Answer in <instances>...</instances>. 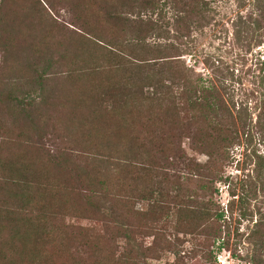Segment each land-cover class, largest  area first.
<instances>
[{
    "label": "rangeland",
    "instance_id": "374dc122",
    "mask_svg": "<svg viewBox=\"0 0 264 264\" xmlns=\"http://www.w3.org/2000/svg\"><path fill=\"white\" fill-rule=\"evenodd\" d=\"M32 1L0 0V158L63 164L62 169L58 165L51 170H61L71 189L81 196L88 190L95 192L96 206L90 208L93 219L56 209L55 224L65 233L67 253L63 257L61 252L58 264L95 262L94 250L82 246L86 232L93 233L117 258L130 255L126 264H264V230L255 226L260 215L254 221L245 220L239 203L241 198L247 200L243 207L249 213L264 216V181L253 186L264 164L261 134L242 132L226 157L206 168L209 157L193 150V138L198 133L199 141L209 134L217 136L214 119L209 122L196 115L185 101L174 100L177 107L170 110L165 102L149 100L152 82L172 86L173 76L164 74L167 67L161 65L165 62L114 71L99 47L83 41L88 22L94 31H104L96 27L101 0H40L42 6H33ZM145 1L112 0V5L120 15ZM208 1L216 9L208 23L183 46L175 43L182 46L179 67L188 71L192 81L222 92L236 114L234 103L237 109L245 103L254 113L257 82L264 74V43L252 42L239 21L252 14L255 0ZM105 30L110 38L127 42L133 38V33ZM156 36L147 35L137 52L149 59L159 57L156 51L165 49L168 42ZM111 77L120 81L123 93L110 91L107 81ZM108 93L124 96L112 101ZM104 127L123 130V137L106 132L104 141ZM125 142L140 155L127 154ZM146 152L156 162L153 173L142 168L149 165ZM131 164L141 166L136 169ZM196 166L200 173H195ZM83 172H101L91 180L95 187L80 179ZM43 176L52 181L47 171ZM103 182L109 183L107 193L101 188ZM145 191L155 197L147 202L134 198ZM160 194L163 203L156 206ZM177 197L183 217L173 204ZM11 205L19 208L23 203L0 194V206ZM207 209L209 216L224 213L218 227L216 223L212 227L211 217L204 219ZM119 214L124 218L119 219ZM123 224L136 241L132 246L120 230ZM254 233L255 241L250 239ZM3 244L9 257V247Z\"/></svg>",
    "mask_w": 264,
    "mask_h": 264
},
{
    "label": "trees",
    "instance_id": "16d2710c",
    "mask_svg": "<svg viewBox=\"0 0 264 264\" xmlns=\"http://www.w3.org/2000/svg\"><path fill=\"white\" fill-rule=\"evenodd\" d=\"M102 4L99 7V17L97 26L104 28L103 30H93L91 24L88 22L83 27L84 33L87 38L84 37L83 41L89 45H96L103 51L106 59L110 61L113 66V70L119 71L121 68H128L129 66L141 67V65L148 66L153 62L158 61L165 62L161 64L165 69L164 74L171 73L173 76L172 86H168L163 81L152 82L150 84L149 100H154L159 103L165 102L172 107H177L174 104V100L185 101L189 110L192 109L196 115L201 114L205 118L214 119L217 136L209 134L205 139L199 141L200 133L196 134L197 138H193L192 148L199 153H205L210 160L209 165L206 167L211 169L215 166V162L223 160L226 157L227 151L237 145L241 139V133L250 134L257 130L261 134L262 141L264 142V74L259 78L257 82V100L253 108L254 113H250V108L247 104L242 103L240 108L237 109L234 103L233 107L238 111L233 112L230 102L225 100L224 95L215 87H208L192 81L189 77L188 71H182L179 64L182 62L181 47L184 45L185 40L190 39L193 32L201 30L204 25L208 23L209 17L216 12L213 4L208 0H146L138 8L127 9L125 14H120L115 10L112 5V0H101ZM33 6L35 3H39L42 6L40 0H33ZM53 8L52 4H50ZM115 6V5H114ZM138 10V11H137ZM127 16V17H125ZM130 16V17H128ZM214 19V18H213ZM240 27H244V32L247 36H250L252 41L255 40L259 45L264 43V0H255L254 10L252 14L244 19L240 17ZM96 25V23L94 24ZM108 27L109 31H117V34L130 35L133 33V38L130 41H121L120 39L110 38L105 28ZM95 28V27H94ZM99 28V29H100ZM106 31V32H105ZM241 33V30H239ZM253 32V33H252ZM243 33V32H242ZM255 33V34H254ZM157 35L159 40L168 42V45L160 47L156 52L160 53L159 57L149 59L145 54L138 53L136 47L146 43L147 35ZM253 34V35H251ZM94 38V39H91ZM252 41V42H253ZM93 42V43H92ZM177 44L182 43V46L178 47ZM159 65V64H158ZM156 65V66H158ZM264 72V61L261 62ZM178 66V67H177ZM121 67V68H119ZM155 67V66H154ZM155 77V76H154ZM153 77V79H155ZM116 77H111L107 81V86L110 91L115 90L118 93H123L122 85ZM176 89L181 92H176ZM107 94L108 99L114 101L116 97H123V94ZM255 95V94H253ZM103 100V98H101ZM107 100H104L106 102ZM186 106V105H185ZM177 110H179L177 108ZM110 112V111H109ZM116 114L117 112H111ZM257 115V120H254V115ZM229 117L231 119H229ZM255 123V124H254ZM110 127H104V141L107 140L108 134L115 135L114 137L121 139L123 137V130L114 132L109 130ZM113 131V132H110ZM100 130H98V133ZM106 132L108 134H106ZM199 135V136H198ZM129 142H125V149L127 154L140 155L134 147H130ZM147 163L149 165L142 167L143 170L153 173L156 168L154 162L151 160V155L146 152ZM144 159V158H143ZM142 159V160H143ZM147 159H150L147 161ZM264 159V158H262ZM264 163V160H263ZM59 165V166H58ZM139 169V165L135 166ZM51 166H58L62 169L63 164H50L40 162L39 164L34 160H28L19 162L15 158H0V194H4L11 201L17 200V198L23 203L19 208H14L12 205L9 208H2L0 206V244L7 245L9 247L10 256L4 252L2 245H0V261L6 264H58L61 252L67 254L64 244L66 242L65 233L60 231L55 224L58 219L56 209H69L71 213H79L84 218L93 219L94 215L90 208L96 206L94 198H96L93 190H88L89 193L85 196H81L80 192H76L75 188L71 189L67 183V177H63L61 170L53 172ZM141 166V165H140ZM143 166V165H142ZM47 171L52 178V181L45 180L43 173ZM200 166L195 167V173H200ZM101 172H83V176H79L84 182L87 180L93 187L92 179L98 178ZM261 174V176H260ZM260 174L258 172L256 179L258 180L253 186H259L264 180V164L260 166ZM200 176V175H198ZM206 177V176H205ZM204 177V178H205ZM85 179V180H84ZM203 178H201L202 180ZM86 183V182H85ZM108 182L100 183L102 190L108 192ZM152 193V192H151ZM148 191L143 192L140 196H134L135 199L143 202L151 200V197H155ZM153 195V196H152ZM160 199L156 198V206H161L164 196L160 194ZM163 196V197H162ZM178 198H174L173 204L176 205L178 215L183 217L184 209L182 204L178 201ZM245 199L241 198L239 201L242 206V217L245 220L256 218V215H260V219L257 220L255 226L264 230V216L261 212H248L243 206L246 205ZM212 203V202H211ZM8 205L7 203H4ZM85 206V208H84ZM84 209V210H83ZM81 211V212H79ZM204 219L209 216L208 209L203 211ZM100 211H97L95 215H99ZM115 214H117L115 212ZM119 219L124 217L120 214L117 215ZM211 217V218H210ZM210 224L217 227L220 221L225 218L224 213L212 214L209 216ZM208 218V219H209ZM123 224L120 228L124 234V239L128 246L133 245L136 241L128 233ZM221 230V229H220ZM91 232H86L85 240L82 246H87L95 252V262L93 264H126L131 260L130 255H123L117 258L110 250H105V246L97 240L95 235ZM216 237L219 236V229L215 232ZM254 233L250 236L251 240L257 238ZM213 238V237H212ZM210 239V237H209ZM254 242H252L253 244ZM264 246V238L261 242ZM255 245H258L256 242ZM140 251V250H138ZM112 253V255H110Z\"/></svg>",
    "mask_w": 264,
    "mask_h": 264
}]
</instances>
